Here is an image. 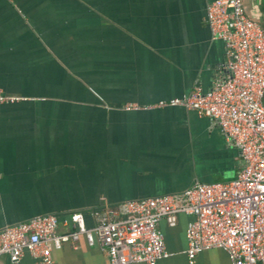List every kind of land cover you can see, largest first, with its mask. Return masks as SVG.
<instances>
[{"label": "crops", "instance_id": "0c3cea01", "mask_svg": "<svg viewBox=\"0 0 264 264\" xmlns=\"http://www.w3.org/2000/svg\"><path fill=\"white\" fill-rule=\"evenodd\" d=\"M264 26V0H243ZM208 0H0V230L73 213L94 228L127 202L235 179L240 151L211 119L182 107L150 109L227 73L225 43L207 24ZM136 105L141 110H126ZM147 108V110H144ZM162 221L158 264H189L186 229ZM54 264H109L84 238ZM40 264L25 253L18 263ZM193 264H231L220 250Z\"/></svg>", "mask_w": 264, "mask_h": 264}, {"label": "built area", "instance_id": "2783aa9c", "mask_svg": "<svg viewBox=\"0 0 264 264\" xmlns=\"http://www.w3.org/2000/svg\"><path fill=\"white\" fill-rule=\"evenodd\" d=\"M207 24L228 49L226 75L207 91L197 87L150 109L182 107L214 121L240 151L244 167L237 177L107 208L92 229L80 213L70 216L67 232L57 231L56 216H36L0 230V257L18 263L27 253L40 264H54V250L84 238L100 248L109 264H158L172 256L159 223L175 228L178 216L186 215L189 264L213 249L224 251L231 264H264V26L248 16L243 0H210ZM24 100L0 92V105Z\"/></svg>", "mask_w": 264, "mask_h": 264}, {"label": "water", "instance_id": "95a60500", "mask_svg": "<svg viewBox=\"0 0 264 264\" xmlns=\"http://www.w3.org/2000/svg\"><path fill=\"white\" fill-rule=\"evenodd\" d=\"M208 1H210V0H208Z\"/></svg>", "mask_w": 264, "mask_h": 264}, {"label": "rangeland", "instance_id": "374dc122", "mask_svg": "<svg viewBox=\"0 0 264 264\" xmlns=\"http://www.w3.org/2000/svg\"><path fill=\"white\" fill-rule=\"evenodd\" d=\"M219 182V181H218Z\"/></svg>", "mask_w": 264, "mask_h": 264}]
</instances>
